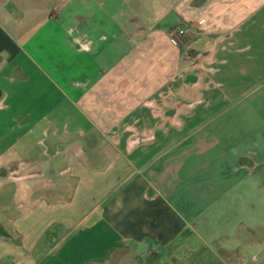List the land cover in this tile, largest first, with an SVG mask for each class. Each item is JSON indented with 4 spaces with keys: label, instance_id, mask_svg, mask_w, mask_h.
<instances>
[{
    "label": "crops",
    "instance_id": "1",
    "mask_svg": "<svg viewBox=\"0 0 264 264\" xmlns=\"http://www.w3.org/2000/svg\"><path fill=\"white\" fill-rule=\"evenodd\" d=\"M0 66V264H240L264 226V0H0Z\"/></svg>",
    "mask_w": 264,
    "mask_h": 264
},
{
    "label": "rangeland",
    "instance_id": "2",
    "mask_svg": "<svg viewBox=\"0 0 264 264\" xmlns=\"http://www.w3.org/2000/svg\"><path fill=\"white\" fill-rule=\"evenodd\" d=\"M45 98L47 99V97H45ZM28 99L30 100V103L32 105L33 98L28 97V96L20 97L19 103L25 104L26 100H28ZM43 108H44V106H42V107L38 106V107H35L33 109L29 108L28 111L30 113H35V112L36 113H41V112L44 113L45 109H43ZM37 116H39V115L36 114V116H34V118H37ZM53 131L55 132L56 129ZM33 132L34 133H31L30 135L26 136L25 138H27V139L24 140L23 143L21 144V151H22L21 155H23V153H27L31 144L37 140L36 137L39 134H37V128L36 127H33ZM7 145H8V143H7ZM3 148H6L5 144L2 145V147L0 149H3ZM11 169H13V167H10V171L3 169V171H0L1 172L0 175L1 176L5 175L10 180H14V179L16 180L18 178V175H17V173H14L13 171H11ZM256 224H258V223H256ZM260 224H264V220H262L260 222ZM262 227L249 228V226L245 225L244 227L240 228V242H239L240 243V264H264V226H262ZM252 241H257V242L254 243L253 247L248 248V243H250ZM228 264H236L235 259H232V261L230 260L228 262Z\"/></svg>",
    "mask_w": 264,
    "mask_h": 264
},
{
    "label": "built area",
    "instance_id": "3",
    "mask_svg": "<svg viewBox=\"0 0 264 264\" xmlns=\"http://www.w3.org/2000/svg\"><path fill=\"white\" fill-rule=\"evenodd\" d=\"M196 31L189 25L178 26L174 28L170 33V37L178 44L182 45L187 38L193 37Z\"/></svg>",
    "mask_w": 264,
    "mask_h": 264
},
{
    "label": "trees",
    "instance_id": "4",
    "mask_svg": "<svg viewBox=\"0 0 264 264\" xmlns=\"http://www.w3.org/2000/svg\"><path fill=\"white\" fill-rule=\"evenodd\" d=\"M2 197L4 199V201L6 203H10L12 200V189L9 187H6L3 191H2ZM2 229V226L0 225V230Z\"/></svg>",
    "mask_w": 264,
    "mask_h": 264
},
{
    "label": "flooded vegetation",
    "instance_id": "5",
    "mask_svg": "<svg viewBox=\"0 0 264 264\" xmlns=\"http://www.w3.org/2000/svg\"><path fill=\"white\" fill-rule=\"evenodd\" d=\"M0 69H1V66H0ZM0 73H3V72L0 70Z\"/></svg>",
    "mask_w": 264,
    "mask_h": 264
}]
</instances>
